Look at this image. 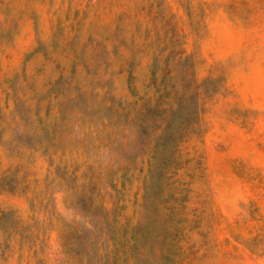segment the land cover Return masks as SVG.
Here are the masks:
<instances>
[{"label":"rangeland","instance_id":"obj_1","mask_svg":"<svg viewBox=\"0 0 264 264\" xmlns=\"http://www.w3.org/2000/svg\"><path fill=\"white\" fill-rule=\"evenodd\" d=\"M0 264H264V0H0Z\"/></svg>","mask_w":264,"mask_h":264}]
</instances>
